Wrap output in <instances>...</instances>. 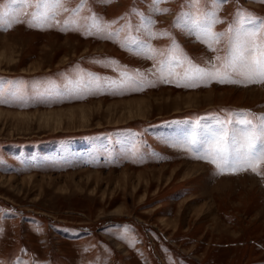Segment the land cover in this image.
Listing matches in <instances>:
<instances>
[{
    "label": "rangeland",
    "instance_id": "rangeland-1",
    "mask_svg": "<svg viewBox=\"0 0 264 264\" xmlns=\"http://www.w3.org/2000/svg\"><path fill=\"white\" fill-rule=\"evenodd\" d=\"M35 2L0 0V109L83 104L90 124H0V175L17 177L0 183V264H264V162L259 175L220 170L170 132L213 121L259 132L264 83L227 66L238 45L264 42V0H61L29 26ZM139 100L147 119L114 124ZM74 140L93 150L55 152ZM182 162L205 175L170 179ZM250 177L252 190L210 193Z\"/></svg>",
    "mask_w": 264,
    "mask_h": 264
},
{
    "label": "snow or ice",
    "instance_id": "snow-or-ice-1",
    "mask_svg": "<svg viewBox=\"0 0 264 264\" xmlns=\"http://www.w3.org/2000/svg\"><path fill=\"white\" fill-rule=\"evenodd\" d=\"M60 2L61 0H54V2L53 0H36V11L32 13L29 26H33L32 21L39 24L50 19L48 11L54 6H59ZM154 2L158 3L160 0H154ZM10 3L13 5H27L29 0H10ZM6 15L8 13L0 12V18ZM260 27L264 28V24ZM258 31L259 28L254 27L253 30L247 32V35L250 39L254 38ZM227 67H230L233 71H239L249 82L264 83V42L259 44L253 42L251 47L238 45L236 54ZM194 71L207 76H219L220 82H225L228 79L227 72L221 76L219 72L205 73L203 69L199 68ZM259 119L261 120L259 132H257L256 126L251 128L233 127L230 131L227 126L222 125L218 131L214 130L211 140L208 141V147L205 149L206 154L200 158L215 164L220 170L242 171L251 169L259 175L260 173L254 165L264 162V117ZM238 123L249 125L251 121H238ZM193 143L194 141L189 140L187 146L191 147ZM201 148H203V145H201Z\"/></svg>",
    "mask_w": 264,
    "mask_h": 264
},
{
    "label": "bare ground",
    "instance_id": "bare-ground-1",
    "mask_svg": "<svg viewBox=\"0 0 264 264\" xmlns=\"http://www.w3.org/2000/svg\"><path fill=\"white\" fill-rule=\"evenodd\" d=\"M65 60H60V63L57 64L60 65ZM37 68H40V66H37ZM40 70V69H39ZM190 95L187 94L184 97V100L186 102L189 101ZM172 102H177V100H173ZM146 108L145 103L143 100H139L137 106L128 104L126 106V116L121 119V121L114 122V124L124 123L129 120H132L136 117L140 118H146L143 115H140L139 113H142L140 110H144ZM137 110V111H135ZM88 110L83 106V104H74L69 106H64L60 108H54L49 110H35L30 112H15L10 110H3L0 109V124H6L8 122L9 125L20 127L23 126L24 128H29L33 124L36 123V125L48 128L52 132L55 131H65V130H77V129H83L88 128L90 121V113L87 112ZM139 111V112H138ZM137 112V113H135ZM137 115V116H136ZM147 119V118H146ZM38 127V128H40ZM17 129V128H16ZM18 132L16 131V134ZM13 135V134H12ZM11 136V135H10ZM20 136V135H18ZM12 137V136H11ZM168 167V166H167ZM126 168H122L121 171H124ZM203 166L198 163H191V162H182L179 164L178 167H175L171 172V177L175 178L178 175H180L182 180H185L187 178H192L196 175H205L204 172H202ZM86 171L89 174H97L101 173L97 170H82ZM74 172H68L67 174H73ZM62 174H57V176H60ZM90 176V175H89ZM35 177V174H31L28 176H23L20 178L21 182H24L26 180L31 181L32 178ZM50 177V176H46ZM17 177H4L0 175V183L3 181L6 182H13L16 181ZM257 185V182L253 180L252 177L249 178L247 182L245 180H240L239 182H234L231 180H223L222 178L217 180L215 185L213 184L212 187H210V193H213L214 191L224 190V186L233 189L235 187H239L240 190H252ZM257 215L261 216L263 214V211L256 213ZM214 217V216H213ZM215 218V217H214Z\"/></svg>",
    "mask_w": 264,
    "mask_h": 264
}]
</instances>
